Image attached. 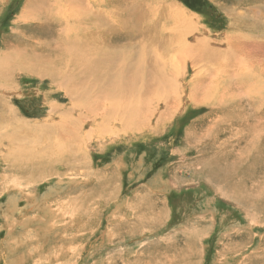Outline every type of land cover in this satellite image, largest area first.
I'll return each mask as SVG.
<instances>
[{
  "label": "rangeland",
  "instance_id": "1",
  "mask_svg": "<svg viewBox=\"0 0 264 264\" xmlns=\"http://www.w3.org/2000/svg\"><path fill=\"white\" fill-rule=\"evenodd\" d=\"M26 1L0 3V53L20 28ZM172 1L193 14L198 26L215 40L246 22L252 7V0ZM12 55L6 69L17 66ZM213 68L218 71V64ZM2 71L0 96L29 123L0 128L5 138L0 158L6 157L5 162L0 159V264H264V216L253 208L249 192L235 191L234 181L228 179L242 175L248 187L254 186L253 192L260 194L255 208L264 210V165H249L248 159H242L249 158L244 144L233 145L232 151L234 138L228 135L220 137L222 144L211 134L198 133L209 105L184 98L179 110L158 127L153 120L140 132L94 137L90 144L83 141L87 153L76 165L59 162L35 168L31 162H38L33 158L37 140L24 146L27 151L17 148L8 153L5 145L14 141L11 138H48L41 122L51 121L45 119L51 107L57 112L59 105L72 103L49 75L26 68L16 75ZM193 73L187 66L185 86ZM36 121L39 124L34 126ZM243 126L245 131L248 126ZM56 136L66 145V137ZM69 151L64 146L60 156ZM50 191V198L40 201ZM12 196L25 213L4 214ZM30 204L34 207H25ZM152 208L163 214L154 217ZM11 232L14 236L9 238ZM8 250L14 251V260L8 259ZM187 250L193 254L185 260L181 254Z\"/></svg>",
  "mask_w": 264,
  "mask_h": 264
},
{
  "label": "bare ground",
  "instance_id": "2",
  "mask_svg": "<svg viewBox=\"0 0 264 264\" xmlns=\"http://www.w3.org/2000/svg\"><path fill=\"white\" fill-rule=\"evenodd\" d=\"M247 12L246 22H239L233 33L215 40L204 26H198L193 14L172 0H27L20 28L0 53V71L16 75L26 68L31 73L49 75L72 105H59L57 112L51 107L53 112L49 110L45 118L51 121L41 122L50 133L48 138H11L14 141L5 145L8 153L17 148L29 150L24 146L35 139L39 144L33 157L38 162H31L35 168L59 162L76 165L87 153L83 141L135 133L150 128L153 120L158 127L179 110L186 98L210 106L199 120L198 133L211 134L215 142L222 144L220 137L228 135V139H235L230 143L232 151L233 145L244 144L249 158L242 159H248L249 165H264V0H252ZM12 54L17 66L6 69L5 65L14 60ZM216 64L219 72L213 68ZM189 65L194 73L185 86L184 74ZM13 123L20 128L29 122L18 117L0 96V128ZM38 124L36 121L34 126ZM245 124L248 128L242 131ZM55 135L66 137V145L53 138ZM4 140L0 141V153ZM64 146L70 154L60 156ZM2 155L0 159L5 162ZM228 179L234 181L235 191L249 192L253 208L264 216L262 208H255L260 194L253 192L254 186L248 187L242 175ZM51 195L52 191L40 201ZM19 205L12 196L4 214L25 213ZM47 209L52 211L51 207ZM161 211L152 208L151 213L158 218ZM8 234L10 238L14 233ZM6 244L9 247L10 242ZM10 252L7 257L11 261L14 251ZM186 252L181 254L185 260L193 250Z\"/></svg>",
  "mask_w": 264,
  "mask_h": 264
}]
</instances>
